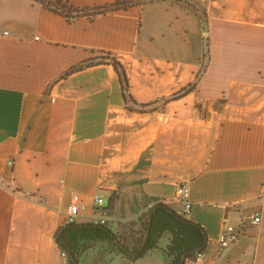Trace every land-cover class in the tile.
Returning a JSON list of instances; mask_svg holds the SVG:
<instances>
[{
	"label": "crops",
	"instance_id": "1",
	"mask_svg": "<svg viewBox=\"0 0 264 264\" xmlns=\"http://www.w3.org/2000/svg\"><path fill=\"white\" fill-rule=\"evenodd\" d=\"M133 1L69 21L35 0H0V264H73L55 234L75 192L86 205L76 222L106 217L126 235L186 180L188 218L209 234L205 257L186 264H264V0ZM103 52L126 66L139 102L172 94L207 67L194 91L140 112L127 107L112 64L66 74ZM97 195L106 206L96 211ZM258 213L261 222L220 252L225 219L249 223ZM170 237L129 264H167ZM88 252L87 264L123 260Z\"/></svg>",
	"mask_w": 264,
	"mask_h": 264
},
{
	"label": "trees",
	"instance_id": "2",
	"mask_svg": "<svg viewBox=\"0 0 264 264\" xmlns=\"http://www.w3.org/2000/svg\"><path fill=\"white\" fill-rule=\"evenodd\" d=\"M35 1L43 4L46 9L66 16L69 21L80 17L94 19L110 11L128 8L134 3L133 0H118L104 5L80 7L71 3L70 0ZM209 50V42L207 40L205 56L209 53ZM98 63H109L115 67L121 80L127 107L130 110H138L140 112L158 110L160 102L167 104L194 91L197 88L199 78L207 67V64L203 62L196 80L172 94L151 102H139L130 92L126 66L117 56L110 52H103L100 56L86 59L71 67L66 74H71ZM15 190L21 191L18 188ZM27 195L35 196L33 194ZM116 199L117 194H112L109 200V207H114ZM138 220L143 221L144 229L135 230L126 235L114 230L109 223H66L57 229L55 238L61 252L66 253L73 264H87L84 254L89 248L95 249L98 252L120 253L123 258L120 264H129L151 254L156 249H161V239L167 232L171 234L170 242L165 248H162L167 264H182L185 254H188L187 259L195 261L197 252L203 251L208 247L209 234L205 226L200 222L181 215L166 203L158 202L154 204L146 212L142 213ZM149 225H151L150 237L145 248L138 254L129 253L128 249L137 250L143 244L149 231ZM92 264L102 263L94 262Z\"/></svg>",
	"mask_w": 264,
	"mask_h": 264
},
{
	"label": "built area",
	"instance_id": "3",
	"mask_svg": "<svg viewBox=\"0 0 264 264\" xmlns=\"http://www.w3.org/2000/svg\"><path fill=\"white\" fill-rule=\"evenodd\" d=\"M5 33H9V31H5ZM12 163V162H11ZM263 194H264V182L262 186ZM163 203L168 204L169 206H180V214L188 217L192 211L194 201L191 199V184L190 181H182L177 185L176 194L174 198L168 199ZM106 206L105 197L103 195H97L94 200V208L97 210L103 209ZM86 205L82 196L79 193H73L72 201L67 211V215L65 218L66 223L76 222L77 218L81 214V212L85 209ZM150 208V207H149ZM261 215L258 213L252 216V219L249 223L245 221H241L239 223L233 224L228 221L226 218L224 221L223 228L220 232L218 238L219 251L222 252L226 250L228 247L239 241L247 231V228L250 225H256L261 222ZM97 222L109 223L106 217H98ZM65 257H67L66 253H62ZM206 255V249L203 251H199L196 254L195 261L202 260Z\"/></svg>",
	"mask_w": 264,
	"mask_h": 264
},
{
	"label": "water",
	"instance_id": "4",
	"mask_svg": "<svg viewBox=\"0 0 264 264\" xmlns=\"http://www.w3.org/2000/svg\"><path fill=\"white\" fill-rule=\"evenodd\" d=\"M150 227H151V225H149V231L147 232V235H146V237H145V239H144V242H143V244L139 247V249H137V250H131V249H128V252H129V253H132V254H138V253H140V252L145 248V246L147 245V242H148V240H149V237H150ZM187 256H188V254H185V255L183 256L182 264H186Z\"/></svg>",
	"mask_w": 264,
	"mask_h": 264
},
{
	"label": "rangeland",
	"instance_id": "5",
	"mask_svg": "<svg viewBox=\"0 0 264 264\" xmlns=\"http://www.w3.org/2000/svg\"><path fill=\"white\" fill-rule=\"evenodd\" d=\"M162 105H163V102H160V103L158 104L159 107L162 106ZM152 206H153V205H152ZM88 250H89V249L86 250V253H89Z\"/></svg>",
	"mask_w": 264,
	"mask_h": 264
}]
</instances>
